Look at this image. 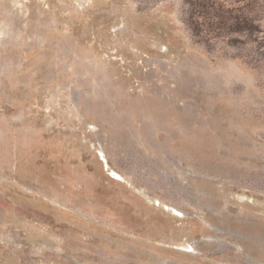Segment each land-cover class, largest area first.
I'll use <instances>...</instances> for the list:
<instances>
[{
    "label": "rangeland",
    "instance_id": "rangeland-1",
    "mask_svg": "<svg viewBox=\"0 0 264 264\" xmlns=\"http://www.w3.org/2000/svg\"><path fill=\"white\" fill-rule=\"evenodd\" d=\"M0 264H264V0H0Z\"/></svg>",
    "mask_w": 264,
    "mask_h": 264
},
{
    "label": "bare ground",
    "instance_id": "bare-ground-1",
    "mask_svg": "<svg viewBox=\"0 0 264 264\" xmlns=\"http://www.w3.org/2000/svg\"><path fill=\"white\" fill-rule=\"evenodd\" d=\"M112 174L116 176V174H114V173H112Z\"/></svg>",
    "mask_w": 264,
    "mask_h": 264
}]
</instances>
